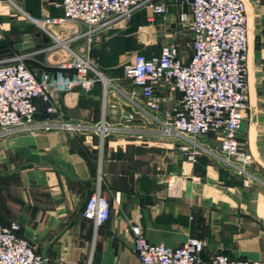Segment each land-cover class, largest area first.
<instances>
[{
  "label": "crops",
  "instance_id": "1",
  "mask_svg": "<svg viewBox=\"0 0 264 264\" xmlns=\"http://www.w3.org/2000/svg\"><path fill=\"white\" fill-rule=\"evenodd\" d=\"M177 1L154 0L166 4L167 11L152 22L144 10L132 15L124 29L138 35L137 47L155 43L161 33L168 42L175 41L179 14L189 12ZM60 2L0 0V61L25 55L27 69L53 72L72 60L63 46H54L55 39L75 54L87 55L112 85L104 90L97 83L90 90L76 87L61 94L58 115L88 125L104 118L114 126L121 114L133 111V103H142L124 77L125 62L116 56L121 30L87 34L85 26L69 22L49 26V35L36 27L34 21L62 15ZM243 2L248 109L239 142L250 157L247 171L256 180L244 185L241 176L209 153L188 160L179 148L182 142L163 137L155 125L133 122L142 139L133 133L112 134L101 149L93 134H13L0 139V224L17 223V235L46 264H141L132 248L135 226L150 243L171 248L199 239L205 243L204 258L224 254L264 261V0ZM140 31L148 37L139 36ZM156 92L163 107L179 98L168 85L160 84ZM34 103L39 111L35 118L40 119L44 105ZM211 140L197 141L214 153ZM168 174L182 177L175 196L167 194ZM98 189L109 202L110 214L94 229L82 211Z\"/></svg>",
  "mask_w": 264,
  "mask_h": 264
},
{
  "label": "built area",
  "instance_id": "2",
  "mask_svg": "<svg viewBox=\"0 0 264 264\" xmlns=\"http://www.w3.org/2000/svg\"><path fill=\"white\" fill-rule=\"evenodd\" d=\"M180 8L189 12L179 14L181 26L191 31L190 54L183 58L174 42L160 47L159 53L147 57L137 53L124 66V77L138 90L141 104L133 103V111L121 114L117 123L108 125L104 118L88 125L62 119L56 102L63 93L76 87L90 90L101 83L104 90L111 87L106 78L87 55L75 54L63 46L72 60L60 64L53 72H33L26 68L25 55H15L0 61V139L13 134L38 132H66L93 134L101 149L104 140L112 135L133 133L132 123L155 125L166 138L181 141L180 150L194 161L202 153H209L241 176L244 185L256 180L248 173L250 157L240 146L247 99V17L243 0H178ZM62 15L34 21L36 27L50 35L49 26L69 22L87 28V34L126 24L132 15L145 9L148 21L167 11L166 4L154 0H61ZM160 84L171 86L179 98L169 107L162 106L156 89ZM34 100L44 105L43 117L38 115ZM137 130V129H136ZM214 138L211 152L197 140ZM217 153V154H216ZM182 182L181 176L165 177L169 196H175ZM109 202L99 189L84 204L82 216L94 229L109 218ZM19 225L0 224V264H46L29 243L19 237ZM133 251L141 264H264V261L231 259L224 254L204 258L205 243L189 238L176 248L150 243L138 226L132 227Z\"/></svg>",
  "mask_w": 264,
  "mask_h": 264
},
{
  "label": "rangeland",
  "instance_id": "3",
  "mask_svg": "<svg viewBox=\"0 0 264 264\" xmlns=\"http://www.w3.org/2000/svg\"><path fill=\"white\" fill-rule=\"evenodd\" d=\"M142 10L146 11L145 9H141V11ZM125 25L127 27V23L112 27V28H116V29L121 30V33H120L121 39L118 40V44H120V45L118 46V48L116 50V52H117L116 56L123 59V61L125 62L124 66L126 64H128L129 60L132 59V57L137 53H140V54H143L146 56L156 55L159 52L160 47L163 44L168 42V40L165 37L167 34L161 33V34H157V36L155 34V36L157 37L155 43L147 45L146 48H142L141 44L139 47H137V36L138 35H132L130 32V31H132L131 29L125 30L124 29ZM148 35H149L148 32H144V31H140V33H139V36H147L148 37ZM174 36H175L174 43H176L178 45L181 54H183V55L188 54L190 52V45L189 44L191 41L190 29L188 27H184V26L179 25ZM101 73L104 75L103 72H101ZM211 139H212L211 143H214V138L211 137Z\"/></svg>",
  "mask_w": 264,
  "mask_h": 264
},
{
  "label": "trees",
  "instance_id": "4",
  "mask_svg": "<svg viewBox=\"0 0 264 264\" xmlns=\"http://www.w3.org/2000/svg\"><path fill=\"white\" fill-rule=\"evenodd\" d=\"M160 50V49H159ZM97 84V83H96ZM40 102V101H39ZM43 117V116H42Z\"/></svg>",
  "mask_w": 264,
  "mask_h": 264
}]
</instances>
